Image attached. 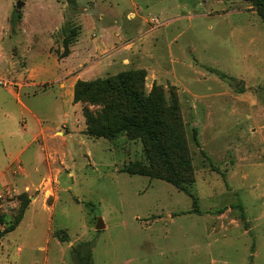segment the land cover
<instances>
[{
  "label": "rangeland",
  "instance_id": "obj_1",
  "mask_svg": "<svg viewBox=\"0 0 264 264\" xmlns=\"http://www.w3.org/2000/svg\"><path fill=\"white\" fill-rule=\"evenodd\" d=\"M257 10L250 0H0V231L14 225L0 264H264ZM129 71L157 100L168 167L145 136L85 131L84 109L101 104L75 102L76 82Z\"/></svg>",
  "mask_w": 264,
  "mask_h": 264
},
{
  "label": "trees",
  "instance_id": "obj_2",
  "mask_svg": "<svg viewBox=\"0 0 264 264\" xmlns=\"http://www.w3.org/2000/svg\"><path fill=\"white\" fill-rule=\"evenodd\" d=\"M250 1L258 7V15L264 21V0ZM18 18H20V14H14L11 28L14 27ZM63 42L65 49L61 55L65 56L68 53L65 38ZM142 80V71H129L105 79L78 81L74 86L73 100L101 104V113L84 109L87 134L112 138L128 130L137 136H145L154 150L160 154L164 166L168 167L169 159L164 157L167 155V151L158 137L160 130L158 103L151 95L143 93L141 90ZM97 114L100 115L97 116ZM126 170L129 173L149 174V171L143 167L138 169L128 167ZM171 181L176 186H180L176 180ZM21 213L22 209L18 215L20 216ZM13 229L14 225H10L0 231V239L6 232Z\"/></svg>",
  "mask_w": 264,
  "mask_h": 264
},
{
  "label": "water",
  "instance_id": "obj_3",
  "mask_svg": "<svg viewBox=\"0 0 264 264\" xmlns=\"http://www.w3.org/2000/svg\"><path fill=\"white\" fill-rule=\"evenodd\" d=\"M22 4H23L22 1H18L17 4H16V8L19 9V8L21 7ZM103 227H104V224H103L101 218H97V220H96V224H95V228H96V229H101V228H103Z\"/></svg>",
  "mask_w": 264,
  "mask_h": 264
},
{
  "label": "crops",
  "instance_id": "obj_4",
  "mask_svg": "<svg viewBox=\"0 0 264 264\" xmlns=\"http://www.w3.org/2000/svg\"><path fill=\"white\" fill-rule=\"evenodd\" d=\"M20 152V151H19Z\"/></svg>",
  "mask_w": 264,
  "mask_h": 264
}]
</instances>
